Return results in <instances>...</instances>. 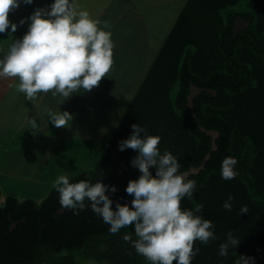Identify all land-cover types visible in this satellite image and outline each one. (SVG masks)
I'll list each match as a JSON object with an SVG mask.
<instances>
[{
    "label": "trees",
    "instance_id": "obj_1",
    "mask_svg": "<svg viewBox=\"0 0 264 264\" xmlns=\"http://www.w3.org/2000/svg\"><path fill=\"white\" fill-rule=\"evenodd\" d=\"M238 18L249 27L233 38ZM5 55L0 51V59ZM192 85L216 94L202 91L190 110L186 97ZM134 124L145 130L142 138L160 137V154L167 151L177 159L178 174L198 168L209 155L203 170L187 178L196 181L192 198L181 201L182 209L213 224V238L207 244L195 242L191 264H236L240 256L264 264V0H187L96 165L69 178L70 183L114 186L115 193L106 192L113 211L117 203L131 207L134 197L126 188L141 175L132 166L137 153L120 151ZM200 127L219 133L215 152ZM15 139L0 135V148L20 145L22 138ZM225 157L237 160L234 179L221 176ZM149 171L155 176V168ZM229 197L230 211L223 207ZM59 200L53 187L40 202L14 195L0 202V264H35L41 249L81 251L106 264H149L131 241L123 240L126 234L138 239L134 225L113 235L89 201L75 215ZM244 206L247 214L241 213ZM229 232L239 244L229 245L228 255L222 256L220 245L227 243ZM59 264L74 263L63 258Z\"/></svg>",
    "mask_w": 264,
    "mask_h": 264
},
{
    "label": "clouds",
    "instance_id": "obj_2",
    "mask_svg": "<svg viewBox=\"0 0 264 264\" xmlns=\"http://www.w3.org/2000/svg\"><path fill=\"white\" fill-rule=\"evenodd\" d=\"M33 0H23L31 4ZM19 7V0H0V33L9 27L15 33L17 25L11 23L9 14ZM31 24L22 39L11 44L7 54L0 59V78L18 80L15 90L33 102L38 94L51 92L53 98L72 96L83 89L90 92L98 87L113 65L111 33L100 28V21L92 19L87 11L79 10L76 0H54L51 10L37 9L29 18ZM25 21L21 20L20 24ZM104 28L110 27L107 22ZM50 122L57 128H65L72 116L68 112L46 110ZM33 129L38 128L35 119H29ZM133 134L120 143V151L132 149L137 155L132 166L141 173L138 180L129 181L127 194L134 197L131 207L116 204L112 210V200L107 191L116 192L105 184H90L81 180L70 183L66 175L59 176L53 187L59 193L60 205L78 215L85 208V200L90 202L92 211L108 224L109 233L116 234L122 228L133 226L138 239L124 235L125 242L149 264H191L196 255L194 244L197 240L207 244L213 238L211 220L194 215L193 210L182 209L181 201L191 199L196 181L186 179L188 173L178 174L177 159L165 151L160 154L159 136H143L144 129L132 125ZM237 160L225 157L221 165L224 180L234 179ZM155 168V176L149 171ZM232 197L223 204L231 210ZM202 206L195 208L200 212ZM248 208H241L247 214ZM239 241L228 233L227 243L220 245V255L227 256L229 245L235 247ZM248 258L240 256L236 264H249Z\"/></svg>",
    "mask_w": 264,
    "mask_h": 264
},
{
    "label": "crops",
    "instance_id": "obj_3",
    "mask_svg": "<svg viewBox=\"0 0 264 264\" xmlns=\"http://www.w3.org/2000/svg\"><path fill=\"white\" fill-rule=\"evenodd\" d=\"M71 2V0H70ZM187 0H76L79 10L99 20L111 33L113 65L98 87L80 89L64 101L51 92L31 102L15 90L18 80L0 78V135L21 137L20 145L0 148V202L7 195L19 201L43 200L61 175L76 176L93 169L117 129L160 48L171 32ZM54 0H19L9 14L17 25L0 33V51L7 54L22 39L37 9L51 10ZM24 20L23 24L20 21ZM107 22L110 27L104 28ZM46 110L68 112L72 120L55 127ZM29 119H35L33 129Z\"/></svg>",
    "mask_w": 264,
    "mask_h": 264
},
{
    "label": "water",
    "instance_id": "obj_4",
    "mask_svg": "<svg viewBox=\"0 0 264 264\" xmlns=\"http://www.w3.org/2000/svg\"><path fill=\"white\" fill-rule=\"evenodd\" d=\"M248 27H249V23L247 21H245L242 18H238L235 21L233 29H232V37L234 38L236 36V34L240 33L243 30H246ZM202 91H205V92L211 94L212 96H215V94H216V92L213 90L200 89V88H197L196 86H193V85L190 86V93L186 97L188 109L192 110V101ZM192 117L194 119L196 118V116L193 112H192ZM200 131L211 139V152H215L217 150V148L215 146V141L218 139L219 133L212 131V130H205L204 128H201V127H200ZM208 158H209V155H207L204 158L203 162L201 163V165L198 168H191L189 171L185 172V173H188L186 179L188 178L189 175H198L199 171L203 170L204 164L208 160ZM14 227H15V225H12L11 228H14Z\"/></svg>",
    "mask_w": 264,
    "mask_h": 264
},
{
    "label": "rangeland",
    "instance_id": "obj_5",
    "mask_svg": "<svg viewBox=\"0 0 264 264\" xmlns=\"http://www.w3.org/2000/svg\"><path fill=\"white\" fill-rule=\"evenodd\" d=\"M63 258H70L74 264H106L94 258L85 257L81 251H62L59 254H53L47 249L39 250L35 264H59L60 260Z\"/></svg>",
    "mask_w": 264,
    "mask_h": 264
}]
</instances>
